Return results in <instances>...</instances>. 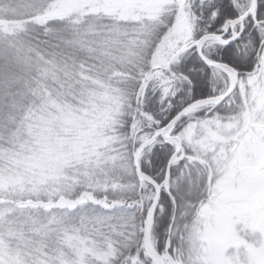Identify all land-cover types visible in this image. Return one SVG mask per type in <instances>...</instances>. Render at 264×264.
<instances>
[{"label":"snow or ice","instance_id":"1","mask_svg":"<svg viewBox=\"0 0 264 264\" xmlns=\"http://www.w3.org/2000/svg\"><path fill=\"white\" fill-rule=\"evenodd\" d=\"M0 264H264V0H0Z\"/></svg>","mask_w":264,"mask_h":264}]
</instances>
